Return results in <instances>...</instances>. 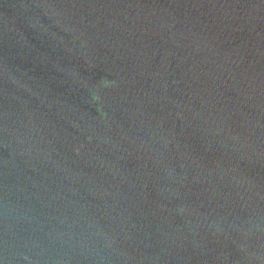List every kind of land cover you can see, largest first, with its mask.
Segmentation results:
<instances>
[{
    "label": "water",
    "instance_id": "95a60500",
    "mask_svg": "<svg viewBox=\"0 0 264 264\" xmlns=\"http://www.w3.org/2000/svg\"><path fill=\"white\" fill-rule=\"evenodd\" d=\"M0 264H264V0H0Z\"/></svg>",
    "mask_w": 264,
    "mask_h": 264
}]
</instances>
